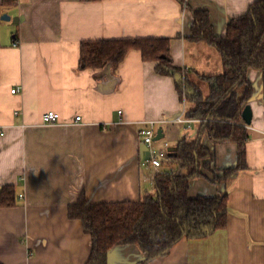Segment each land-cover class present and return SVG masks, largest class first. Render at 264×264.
<instances>
[{"label":"crops","instance_id":"1","mask_svg":"<svg viewBox=\"0 0 264 264\" xmlns=\"http://www.w3.org/2000/svg\"><path fill=\"white\" fill-rule=\"evenodd\" d=\"M254 1L0 0V200L5 188L13 190L12 204L0 203V264H85L92 237L81 218L69 216L70 205L84 193L98 203L154 190V172L140 152L141 130L154 120L156 133L163 129L153 140L155 151L165 152L159 172L176 169L167 155L183 137L194 141L214 158L190 179L189 195L226 193L229 206L224 227L185 236L147 264H264V72L248 71L253 119L247 124L242 115L238 123L247 133L246 166L226 180L215 176L238 165L239 144L210 137L203 123L211 113L194 112L191 99L210 96L206 77L224 72L217 47L190 38L192 9L209 11L223 35ZM7 12L11 19H2ZM137 37H169L173 64L186 76L182 91L140 48L118 65L81 67L82 40ZM52 109L60 121L44 120ZM143 258L139 245L120 244L108 264Z\"/></svg>","mask_w":264,"mask_h":264},{"label":"trees","instance_id":"2","mask_svg":"<svg viewBox=\"0 0 264 264\" xmlns=\"http://www.w3.org/2000/svg\"><path fill=\"white\" fill-rule=\"evenodd\" d=\"M178 1L187 5L186 0ZM192 11L190 38H203L215 45L224 62L223 73L206 77L212 86L210 96L204 100L201 93H196L191 99L196 102L194 112L211 113V119L203 123L210 137L239 144L238 165L215 176L217 180H226L232 171L246 166L247 133L238 123L251 92L248 71L264 72V0L252 2L246 13L231 19L223 35L215 33L209 11L197 8ZM80 45L81 67H102L109 62L118 65L129 49L140 48L145 60L158 61L157 71L173 75L181 91L186 87L184 72L173 64L169 37L85 39ZM167 158L177 164L176 169L156 173L154 190L144 191L138 200L93 203L84 193L70 205L69 216L81 218L84 231L92 237L91 254L85 264H108V254L114 246L128 243L139 245L144 254L137 264H147L166 255L185 236L200 238L225 226L229 206L226 193L189 195L190 179L205 173L202 166L211 168L214 156L209 149L183 137L177 151ZM5 190L8 191L0 203L11 205L13 190Z\"/></svg>","mask_w":264,"mask_h":264},{"label":"built area","instance_id":"3","mask_svg":"<svg viewBox=\"0 0 264 264\" xmlns=\"http://www.w3.org/2000/svg\"><path fill=\"white\" fill-rule=\"evenodd\" d=\"M12 91H16L15 88L11 89ZM76 119L80 120L82 117L80 115H76L75 116ZM43 118L45 121L47 122H53V121H60L61 120V116L59 111H57L56 109H52V110H48L43 114ZM185 118L183 117H177L176 120L179 122H182V120H184ZM155 123L156 121H150L149 122V126L142 128L141 133L143 135V140L144 142L149 146V150H150V159L147 160V162L150 164L152 170L154 173H158L159 171H161V167H162V159L163 156L165 155L164 151H159V153H157L154 149V143H153V139H154V135L156 133V129H155ZM166 146L168 145L167 143L165 144Z\"/></svg>","mask_w":264,"mask_h":264},{"label":"water","instance_id":"4","mask_svg":"<svg viewBox=\"0 0 264 264\" xmlns=\"http://www.w3.org/2000/svg\"><path fill=\"white\" fill-rule=\"evenodd\" d=\"M1 18L2 19H5V20H7V19H11V16H10V14L7 12V13H3L2 15H1ZM110 64V63H109ZM108 64V65H109ZM242 115H243V118H244V120H245V122L247 123V124H250L251 122H252V119H253V111H252V106L249 104V103H247L245 106H244V108L242 109ZM162 132H163V129L161 128V127H159L158 128V130H157V133L154 135V139L156 140V139H160V138H162L163 137V134H162ZM153 139V140H154ZM141 144V148H140V152H141V157H144V158H147V159H150L149 157H150V150H149V146L145 143V142H141L140 143Z\"/></svg>","mask_w":264,"mask_h":264},{"label":"rangeland","instance_id":"5","mask_svg":"<svg viewBox=\"0 0 264 264\" xmlns=\"http://www.w3.org/2000/svg\"><path fill=\"white\" fill-rule=\"evenodd\" d=\"M157 146H160L159 144L157 145ZM156 173H154V175H155Z\"/></svg>","mask_w":264,"mask_h":264}]
</instances>
